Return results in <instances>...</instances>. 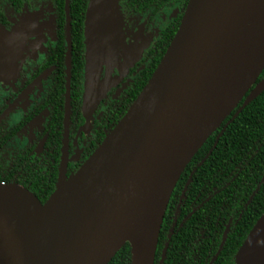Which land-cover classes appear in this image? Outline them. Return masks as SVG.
<instances>
[{"label":"water","instance_id":"obj_1","mask_svg":"<svg viewBox=\"0 0 264 264\" xmlns=\"http://www.w3.org/2000/svg\"><path fill=\"white\" fill-rule=\"evenodd\" d=\"M65 1L70 28V0ZM122 29L120 0H88L87 106L99 84L106 44L109 62L116 61ZM68 42L70 69L71 37ZM263 71L264 0H189L140 94L70 177L64 163L45 203L25 187L0 183V264H108L127 243L130 264H155L182 173L239 104L214 147L226 126L264 91ZM226 238L227 231L219 252ZM167 248L168 242L160 264ZM235 264H264V214Z\"/></svg>","mask_w":264,"mask_h":264},{"label":"flooded vegetation","instance_id":"obj_2","mask_svg":"<svg viewBox=\"0 0 264 264\" xmlns=\"http://www.w3.org/2000/svg\"><path fill=\"white\" fill-rule=\"evenodd\" d=\"M186 7H141L137 0H120L123 32L130 48L125 57L120 49L117 60L109 62L106 44L99 84L87 106L85 13L81 43L74 40L71 16V27L67 26L65 7L66 20L64 24L58 21L54 0H0V33L15 35L9 41L10 53L0 56V183L24 187L23 181H30L35 171L44 183L45 190L38 192L44 197L51 186H57L64 163L70 177L116 126L109 130L118 106L125 103L136 76L151 64L154 55L150 52L162 33L174 23L179 27ZM183 198L181 195L179 203ZM211 198L212 194L198 208ZM174 220L168 240L177 215ZM219 249L210 264L218 259Z\"/></svg>","mask_w":264,"mask_h":264},{"label":"trees","instance_id":"obj_3","mask_svg":"<svg viewBox=\"0 0 264 264\" xmlns=\"http://www.w3.org/2000/svg\"><path fill=\"white\" fill-rule=\"evenodd\" d=\"M65 2V0H54L58 21L63 24L66 20ZM187 2L188 0H137V4L141 7L158 6L161 9L177 4L184 9ZM87 3L88 0H70L74 40L78 39L81 43ZM177 28L178 22L170 25L162 33L159 42L150 52V56L154 55L151 64L134 79L128 89L125 103L121 107V104L118 106L116 114L111 118L112 124L109 130L124 116L151 78ZM62 31L61 27L60 33ZM78 67L79 64L76 63V69ZM263 77L264 71L259 80ZM237 109L208 138L182 173L164 217L155 264H160L165 242H169V246L162 264H210L219 249L226 229L228 230L226 241L213 264H235L236 253L258 219L264 214V91L226 126L214 147L217 136ZM189 179L183 201L179 203ZM22 184L32 190L42 203L46 202L45 200L49 199L56 190L55 185L51 186L49 192L42 197L38 192L45 190L44 183L35 171L31 180L23 181ZM211 194L212 198L198 208ZM179 204L181 206L178 209ZM196 207L198 209L194 210L184 225L180 226L183 219ZM175 215H177V225L171 239L168 240L167 236L175 221ZM130 261L131 248L127 243L108 264H130Z\"/></svg>","mask_w":264,"mask_h":264},{"label":"bare ground","instance_id":"obj_4","mask_svg":"<svg viewBox=\"0 0 264 264\" xmlns=\"http://www.w3.org/2000/svg\"><path fill=\"white\" fill-rule=\"evenodd\" d=\"M10 38L14 39L15 35H7L6 33L5 34L4 33H0V56H3L5 54H9L10 53L11 49L8 48L10 46V42H9ZM17 38H18V36H17Z\"/></svg>","mask_w":264,"mask_h":264},{"label":"rangeland","instance_id":"obj_5","mask_svg":"<svg viewBox=\"0 0 264 264\" xmlns=\"http://www.w3.org/2000/svg\"><path fill=\"white\" fill-rule=\"evenodd\" d=\"M124 21H125V18H124V15H123V28H124ZM125 31L123 32V29H122V36H123V41L121 42V56L123 55V57H125V54L124 52H126L128 50V48H130V45L128 42L125 41V38L126 36H124Z\"/></svg>","mask_w":264,"mask_h":264}]
</instances>
